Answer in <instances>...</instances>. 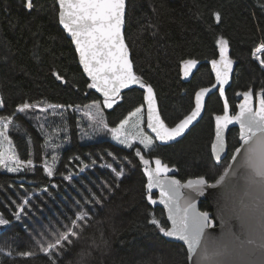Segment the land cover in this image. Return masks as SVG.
Returning a JSON list of instances; mask_svg holds the SVG:
<instances>
[{"label":"trees","instance_id":"1","mask_svg":"<svg viewBox=\"0 0 264 264\" xmlns=\"http://www.w3.org/2000/svg\"><path fill=\"white\" fill-rule=\"evenodd\" d=\"M24 3L0 0V117L14 116L9 131L12 147L20 159H33L34 169L21 173L0 170V213L11 221L0 226V246H11L17 252L33 250L30 233L59 228L57 221L70 225L80 210L74 201L83 204V198L91 195L90 188L103 204L86 205L91 217L88 226L59 264H187L184 245L166 240L147 223L148 214L153 213L168 227L163 207L145 199L146 180L143 166L134 156L135 147L129 150L112 140L108 131L90 127L86 106L93 101L102 104L103 98L88 88L91 81L59 25L56 0H34L32 10ZM216 12L221 15L219 22L213 15ZM124 36L134 71L153 86L161 116L170 127L191 111L195 92L213 83L211 60L219 59L216 40L220 37L229 41L228 55L235 62L232 83L226 90L231 110H236L237 92L264 87V68L252 55L264 42V0H126ZM259 55L264 58V53ZM187 59L200 61L189 80L181 71V62ZM54 72L64 79L58 80ZM143 95L134 87L121 93L122 99L113 109L104 108L109 127L143 104ZM24 103L38 107L20 114L16 110ZM40 108L45 109L41 112ZM221 113L223 102L214 92L201 119L181 139L165 145L156 142L158 148L143 151L145 158L159 156L170 167L175 165L169 174L181 182L200 175L213 181L239 144V130L233 127L228 132L225 158L219 162L211 158L213 116ZM45 135L61 145L53 178L58 187H52L43 172V160L51 162L53 154L43 147ZM108 163L117 170L123 165L126 176L117 180L111 169L102 167ZM84 165L89 167L81 172ZM61 173H71L72 183L63 181ZM105 183L113 191L101 192L99 186ZM45 187L51 196L42 191ZM28 194H32L31 211L17 221L12 216L16 210L12 201L18 204ZM153 196L155 199L156 194ZM199 208L211 210L207 201H201ZM0 264L49 261L43 255L25 259L14 252L11 256L0 253Z\"/></svg>","mask_w":264,"mask_h":264},{"label":"snow or ice","instance_id":"2","mask_svg":"<svg viewBox=\"0 0 264 264\" xmlns=\"http://www.w3.org/2000/svg\"><path fill=\"white\" fill-rule=\"evenodd\" d=\"M59 6L58 19L63 30L71 37L79 63L83 72L91 80L89 89H95L102 94L103 102L93 101L86 106L89 110L85 115L100 130H106L111 138L119 145L131 150L135 147L134 156L139 158L143 166V175L147 177L145 199L151 205L157 204L152 194L153 189L159 190V203L167 211V221L170 227H165L166 221L149 213L147 221L164 237L177 238L186 246L187 264H264V87L255 90L249 87L246 91L237 92L241 96L238 111L230 114V105L224 99L223 113L215 114V134L211 143L210 156L213 161H221L227 155L225 130L230 125H238L239 144L234 148L229 164L216 180L210 183L204 175L189 178L181 182L175 176L168 175L175 165L170 167L159 156L152 160L145 158L144 150L150 153L159 147L156 142H176L201 116L205 106V96L211 89L201 87L195 92V106L174 126H169L162 118L158 107L157 97L153 86L146 83L134 71V64L130 58L129 46L126 43L123 28L126 20V0H57ZM24 7L28 10L34 8V0H25ZM215 20H221L220 13H213ZM219 49V59L211 60L212 71L215 73L216 83L212 89L219 88V96L225 97V86L229 83L230 73L233 71L234 61L229 57V41L223 37L216 40ZM264 42H261L253 51V57L264 68ZM198 61L187 59L181 62L182 73L188 77L196 67ZM58 80L64 77L53 73ZM138 85L143 89V104L128 112L115 127H109L105 121L102 108L113 109L114 105L122 99L121 92L130 86ZM3 103L0 102V107ZM145 106L146 128L154 135L145 132ZM33 107L24 103L17 108V112L25 114ZM49 108H62L61 105H49ZM78 110V109H77ZM41 112L44 109H40ZM15 115V114H14ZM38 118V117H37ZM14 116L0 117V170L8 173H21L34 169V161L29 158L22 160L12 147L9 131L13 125ZM40 131L43 132V126ZM66 131V129H64ZM52 137L45 135L43 147L52 150L51 162L43 160V172L49 178L52 187H58L53 182L56 175V165L60 157L57 151L61 145L51 142ZM31 144V139L29 140ZM136 144L143 147H137ZM31 156V153H29ZM109 156L115 161L112 153ZM75 159H79L76 157ZM127 159V158H125ZM234 162V163H233ZM95 163V161H93ZM128 164L132 162L129 160ZM154 164V166H152ZM89 165H84L83 172ZM102 167L111 169L117 180L126 176L123 165L119 170L112 163ZM134 168L135 166L132 165ZM63 181L72 183L74 177L71 173L60 174ZM101 192L113 191L111 185L103 184ZM119 187V184L116 185ZM223 189L220 203L218 200L217 215L220 219L221 233L213 236L209 229L215 227L212 214L200 211L196 198L204 195L206 188ZM43 192L51 196L48 188ZM90 196L74 201L80 210L74 213L70 225L60 224L59 228L51 231L30 233L33 250L17 252L9 246L7 249L0 246V253L32 259L39 255L47 257L49 264H59L60 258L69 253L74 241L79 240L90 220L88 204H103V199L89 188ZM31 195L20 198L16 210L12 213L19 221L31 211ZM107 198V197H105ZM39 222V221H37ZM11 223L0 213V226ZM88 255H91L89 252Z\"/></svg>","mask_w":264,"mask_h":264},{"label":"water","instance_id":"3","mask_svg":"<svg viewBox=\"0 0 264 264\" xmlns=\"http://www.w3.org/2000/svg\"><path fill=\"white\" fill-rule=\"evenodd\" d=\"M56 2H57V0H56ZM57 6H58V4H57ZM58 12H59V6H58ZM60 25V24H59ZM60 27L63 29V26L62 25H60ZM124 28H125V25H124ZM124 28H123V33H124ZM65 32V31H64ZM65 34L67 35V37L71 40V37H70V35L67 33V32H65ZM73 45V44H72ZM73 47H74V49H75V46L73 45ZM76 55H77V58H78V63H79V57H78V54L76 53ZM130 58H131V56H130ZM79 65H80V63H79ZM199 65H200V61H198V63H197V65H196V67L192 70V72L190 73V75L188 76V77H184L183 76V73H182V76H183V78L184 79H186V80H189L191 77H192V75L194 74V72L197 70V68L199 67ZM80 67H81V69H82V71H83V66L82 65H80ZM211 74H212V76H213V83L211 84V85H209V86H205V87H207V88H209V89H211V91H210V93H208V94H206V96H205V104H206V101H207V99H208V97L212 94V93H214V92H217L218 93V95H219V88L217 87V88H215V89H212V85L213 84H215L216 83V80H215V73L212 71V65H211ZM181 71H182V68H181ZM234 71H235V62L233 63V71L230 73V78H229V83L225 86V97L224 98H221L220 96V99L222 100V102L224 103V99H227V97H226V90L230 87V85H231V83H232V78H233V74H234ZM84 73V72H83ZM84 75L87 77V75L84 73ZM88 78V77H87ZM146 83H148L145 79H143ZM91 81V80H90ZM149 84V83H148ZM134 87H139L138 85H133V86H130V88L129 89H131V88H134ZM140 88V87H139ZM129 89H124V90H122V92L121 93H123L124 91H126V90H129ZM141 89V88H140ZM200 89V88H199ZM198 89V90H199ZM95 90V89H94ZM142 91H143V89H141ZM197 90V91H198ZM96 91V90H95ZM96 93L101 97V98H103V96H102V94H100V93H98L97 91H96ZM236 100H237V105L239 104V102H240V100H242V97L241 96H237L236 95ZM228 101V100H227ZM144 103V102H143ZM229 103V102H228ZM195 106V94H194V98H193V107ZM204 110H205V106H204V108H203V110H202V112H201V116L200 117H198L197 118V120L196 121H194L193 122V125H191L190 126V128L188 129V130H186V132L182 135V137L201 119V117L203 116V113H204ZM236 111H238V108L236 107V110L235 111H232L231 110V108H230V114L231 115H234L235 113H236ZM222 114V113H221ZM187 115V114H186ZM182 119V118H181ZM179 122V121H178ZM213 122H214V134H215V121H214V116H213ZM174 126V125H173ZM233 127H235V128H237L238 130H239V128H238V125H230L229 126V128L228 129H226L225 130V136H226V145H227V147H226V151H227V153H228V144H227V136H228V132H229V130L231 129V128H233ZM145 128H146V106H145ZM146 130L151 134V135H154V134H152L151 132H150V130L149 129H147L146 128ZM182 137H180V138H177V140H179V139H181ZM213 139H214V136H213ZM157 143L158 144H161V145H165V144H169V143H172V142H158L157 141ZM226 156V155H225ZM225 156H223V158H225ZM222 158V159H223ZM230 161V160H229ZM215 162H219V161H215ZM234 163V162H233ZM228 164H229V162H228ZM228 164H227V166H228ZM152 166H154V165H152ZM226 166V167H227ZM143 168V167H142ZM143 172V171H142ZM168 175H170V176H174V175H172V174H168ZM177 178V177H176ZM193 178H195V177H193ZM178 179V178H177ZM145 185H146V183H147V177L145 176ZM216 179H214L213 181H210V183H212V182H214ZM186 181V180H185ZM184 182V181H183ZM222 191H223V189L221 188V187H217V188H206V190H205V193H204V195L203 196H201V197H197L196 198V203H197V207H198V209L200 210V208H199V204H200V202L201 201H207L208 203H209V205H210V208H211V210L210 211H208V212H210L211 214H212V218L214 219V221H215V227L213 228V229H209L208 231H209V233L211 234V235H213V236H219L220 235V233H221V224H220V219H219V216L217 215V207H218V200L220 201V203H223V201L221 200V193H222ZM152 194H156V197H155V199H157V204L156 205H160V206H162L163 207V209H164V206L162 205V204H160L159 203V199H158V197H159V190L158 189H153V192H152ZM200 211H202V210H200ZM164 212H165V216H166V219H167V211H166V209H164ZM168 222V227H170L171 226V222L170 221H167ZM165 239L166 240H168V241H172V242H179V243H181V244H183V242L182 241H178L177 240V238H169V237H165ZM184 245V244H183ZM184 247L186 248V246L184 245Z\"/></svg>","mask_w":264,"mask_h":264},{"label":"rangeland","instance_id":"4","mask_svg":"<svg viewBox=\"0 0 264 264\" xmlns=\"http://www.w3.org/2000/svg\"><path fill=\"white\" fill-rule=\"evenodd\" d=\"M102 105V104H101ZM40 109H45V108H40ZM89 109L87 108L85 111H88ZM102 111H104V108H102ZM144 127H145V125H144ZM145 132L147 133V134H149V135H151L147 130H146V128H145ZM110 138H111V134H110ZM112 139V138H111ZM113 140V139H112ZM116 142V141H115ZM118 143V142H117ZM142 146V145H141ZM143 147V146H142Z\"/></svg>","mask_w":264,"mask_h":264}]
</instances>
